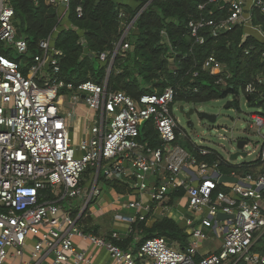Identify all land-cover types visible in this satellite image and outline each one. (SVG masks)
Segmentation results:
<instances>
[{"label":"built area","instance_id":"2783aa9c","mask_svg":"<svg viewBox=\"0 0 264 264\" xmlns=\"http://www.w3.org/2000/svg\"><path fill=\"white\" fill-rule=\"evenodd\" d=\"M49 2L65 4L66 11L69 9L70 0ZM209 5L227 14L217 19L205 15L191 18L188 27L196 43L205 42L204 29L218 37L239 25L257 29L264 36L252 15L254 8L264 13V0H205L198 8L205 10ZM76 12L81 16L82 7L78 6ZM14 15L11 0H0V48L23 55L28 51V41L17 36ZM125 17L120 11L122 35L116 47L98 54L107 66L101 83L64 78L61 62L65 53L53 43L52 33L39 41V52L25 62L27 73L11 55L0 52V264H92L87 249L78 248L77 238L94 248H103L113 264H264V254L254 250L256 243L264 239L263 109L258 107L250 114L251 126L262 139L257 156L247 164L248 171H240L245 162L229 166L231 158L226 160L213 146L190 140L195 147L191 153L175 145L182 130L174 113L173 86L162 93H144L137 99L124 91L108 90L114 59L129 48L125 39L133 23ZM252 48H246V54ZM203 68L216 75L217 84H227L222 76L225 64L214 53L207 57ZM263 88L261 71L242 88L245 103L249 105L247 95L256 100L264 98ZM68 92L72 93L71 100H83L90 112L91 134L79 144L81 155L70 136L71 112L64 113L59 106ZM233 101H240V92L233 94ZM147 123H153L163 147L140 141V130ZM245 140L243 150L247 155L255 154V149L246 150ZM126 159L134 168L136 188L148 192L164 215L171 193L181 189L185 190L189 211L199 213L208 208L202 220L204 227L215 228L219 213L231 215L221 248L198 257L197 241L179 249L165 237L154 236L136 248H124L118 243L123 241L118 232L111 237L86 232L81 221L91 200L100 196V189L94 182L86 192L84 173L90 166L101 167L106 161L104 174L123 180ZM222 166L232 170L223 173ZM156 172L165 173L160 183L149 180V175ZM64 198H82L84 203L74 212L76 206L61 204ZM127 207L134 213H117L115 217L131 225L145 221L153 211V206L141 200H132ZM187 222L193 220L187 218ZM193 236L198 240L207 237L201 227L194 228Z\"/></svg>","mask_w":264,"mask_h":264},{"label":"trees","instance_id":"16d2710c","mask_svg":"<svg viewBox=\"0 0 264 264\" xmlns=\"http://www.w3.org/2000/svg\"><path fill=\"white\" fill-rule=\"evenodd\" d=\"M204 1L70 0V25L60 29L53 41L65 53L61 62L64 78L75 82L94 80L101 83L104 80L107 66L99 60L98 54L116 47L122 35L119 13L124 11L126 21L135 19V22L125 39L129 48L114 59L107 80L108 90L124 91L137 99L144 93H162L166 87L173 86L174 104L178 101L204 103L239 93L257 73L264 71V36L259 32L249 35L246 33L248 27L239 25L218 37L204 29L205 42L196 43L188 27L191 18L205 15L217 19L227 14L226 10L214 11L212 5L200 10L198 6ZM11 3L15 9L17 36L24 37L29 47L27 53L16 57L3 47L0 52L11 55L27 73L25 62L33 59L39 52V41L49 36L60 22L58 8L49 0H11ZM78 6L82 7L81 16L76 12ZM252 15L254 24L261 26L264 32V13L254 8ZM250 46L253 48L246 54L245 49ZM212 53L225 64L222 74L225 86L217 84L216 75L203 68ZM194 72L198 74L195 76ZM247 99L249 106L261 107L264 111V98L256 100L247 95ZM235 105H239V101ZM140 131V141L153 147L161 145L153 123L143 125ZM184 145L189 148V143ZM139 227L145 233L142 241L161 236L178 241L183 249L188 247L186 229L172 218H164L149 228H144L142 223ZM130 240L118 243L125 248ZM255 250L264 253L262 246Z\"/></svg>","mask_w":264,"mask_h":264},{"label":"crops","instance_id":"0c3cea01","mask_svg":"<svg viewBox=\"0 0 264 264\" xmlns=\"http://www.w3.org/2000/svg\"><path fill=\"white\" fill-rule=\"evenodd\" d=\"M122 2H129V0H122ZM58 8L59 13V24L55 28V30L52 32V35H54V39L58 31L64 27H67L70 25L68 22V12L69 9L66 11L65 4L59 3L56 5ZM70 7V4H69ZM134 19L132 20V23ZM63 75V73H62ZM42 80H46V78H43ZM233 97V94H231ZM67 93L63 95L59 101V106L61 110L64 113L71 112L70 116V136L72 140L73 146L77 149V154L81 155V151L79 149V144L82 140L89 137L91 134V122H90V112L83 100H79L77 102L71 100ZM232 99V98H231ZM229 99V100H231ZM233 106V103H232ZM180 133L178 134V140L175 145H180L183 148H185L187 151L194 153L195 147L194 145L189 141V148L186 145H182L179 141ZM158 147H163L162 142L161 145ZM243 157V156H242ZM233 162L229 166H234L240 161H235L231 159ZM245 162L243 163L244 166L240 169V171H248L250 170V167L247 165L249 161H241ZM107 164L106 161H102L101 167L92 166L94 167V171L92 172L90 170V167L86 170L82 180L85 181L86 177L89 175H92L93 183L96 182L97 187L100 189V195L102 193L101 188L99 187V180L102 178L103 183L108 185L107 190L105 191L106 194H109L107 199L105 200V204H100L98 206H94L93 208H89V206L86 208L84 217L81 221L82 228L86 232H92L95 234H100L106 237H111L114 232L120 233V237L123 240L131 238V240L128 242L127 246L125 248H136L137 245H139L143 238H145L144 229L140 228L139 225L142 223L144 224V228H149L153 226L156 222L164 219V218H172L174 219L181 227L186 229L188 233V247L192 245L194 241H197V248H198V257L201 255L207 254L210 251H217L221 248L222 242H223V232L226 230L227 227V220L228 217L224 218H218L217 217V223L215 224V228H206L202 225L203 218L207 217V211L208 208L204 207L203 210L199 213H194L189 211L188 209V199L185 193L184 189H181L177 192H172L171 197L169 200V205L166 214L164 215L162 213L163 209L161 206H159L157 203L153 202L148 192L141 191L138 187L136 188L135 183V172L132 164L130 161H127V159L123 162L124 167V174H123V180L119 179H112L108 178L104 174V166ZM230 170V167L222 166L221 171L223 173H228ZM163 172H156L149 175L150 182H157L160 183L163 178L164 174ZM196 173L195 171L193 172ZM225 177V176H223ZM226 180V179H222ZM92 183V185H93ZM91 185V188H92ZM106 185V186H107ZM221 189H225L224 186H220ZM91 190V189H90ZM90 190H86V192H89ZM82 199V198H78ZM63 200V199H62ZM132 200H141L144 204H150L153 206V211L151 214L147 215V218L145 221L140 222L139 224H130L127 222L119 221L116 219L115 215L117 213H123V214H132L134 213L133 209H129L127 207V204ZM83 201V200H82ZM61 204L66 207L62 202ZM96 208V209H95ZM79 208L74 210V212H77ZM97 211L99 212V219H104L105 216H107L109 213H112L114 215L115 225L109 226L108 224L103 223L100 221L99 224L95 225L92 223V214ZM181 218L185 219V224H180ZM187 218H191L193 222L189 224L187 222ZM90 221V223H89ZM103 223V224H102ZM92 225L95 226L96 230L93 229ZM201 227L205 234L206 238H202L198 240L193 236V230L194 228ZM222 227V228H221ZM210 240V241H209ZM171 243L175 244L176 247L179 249H183L180 247V243L178 241H170ZM209 243L207 246L206 243ZM264 242V239H261L256 243L254 246V250L258 246L264 247L262 245ZM76 243L79 249H87L88 254L92 256V264H113L112 260L110 259V255L105 251L103 248H94L93 246L89 245V243L84 242L80 238L76 239ZM258 251L262 254L263 252L259 250Z\"/></svg>","mask_w":264,"mask_h":264},{"label":"rangeland","instance_id":"374dc122","mask_svg":"<svg viewBox=\"0 0 264 264\" xmlns=\"http://www.w3.org/2000/svg\"><path fill=\"white\" fill-rule=\"evenodd\" d=\"M248 28L247 34H256L259 32L257 29ZM14 54V57L18 56L15 50H11ZM240 92V101L239 105L232 107H225L227 100L231 99L232 96L229 94L226 98L212 99L204 103H187L185 101H178L174 104V113L175 116L179 119V126L181 127V133L179 136V141L182 145L185 142L194 141L197 145L203 146H213L215 149L224 157L226 160H229L231 154L237 150L238 139H247L248 147L246 150L253 151L256 150V153L253 155H247L245 157L238 156L235 161H249L254 159L257 156V151L259 149V143L261 142L262 137L257 132L256 127L251 126L252 120L250 114L254 111H258V107L249 106L245 103V98ZM68 95L71 96L72 93L68 92ZM183 105L186 110L194 108L195 112L187 118L184 112L180 111L179 107ZM206 111L208 113L217 114V119L215 122H210L207 119L201 116V112ZM224 128L226 130H224ZM90 170L93 172L94 167H90ZM103 178V177H102ZM102 178L99 180V187L102 190V193L99 197H95L91 200L89 208L98 206L100 204H105V200L109 196L105 191L107 190L108 185L106 186L103 183ZM84 179V177H83ZM93 183L92 175L86 177L83 181V187L85 190H90ZM65 206L69 207H82V199H73L64 198L61 201ZM97 208V207H96ZM95 208V209H96ZM99 212L95 211L92 214V223L97 225L102 221L109 226L115 225L114 215L109 213L105 218L99 219ZM90 223V221H89ZM102 223V224H103ZM180 224H185V219L181 218ZM93 229L96 230L95 226L92 225ZM210 241V240H209ZM210 242L206 243L208 246ZM264 245V242L263 244ZM28 254L26 255L27 258Z\"/></svg>","mask_w":264,"mask_h":264},{"label":"water","instance_id":"95a60500","mask_svg":"<svg viewBox=\"0 0 264 264\" xmlns=\"http://www.w3.org/2000/svg\"><path fill=\"white\" fill-rule=\"evenodd\" d=\"M135 21V19H134ZM133 21V22H134ZM225 107H232V102L231 100H227L226 104H225ZM180 111L184 112L185 115L187 116V118H190V116L195 112V109L194 108H190L189 110H186V108L181 105L179 107ZM201 116L205 119H207L208 121L210 122H215L216 119H217V114L215 113H208L206 111H202L201 112ZM246 144V140L245 139H239L237 140V150L231 154V159L235 160L236 158H238V156H247V152L245 150H243L244 148V145ZM222 179H225V177H222ZM234 180V179H233ZM224 217H232L231 215H228V214H224V213H219L218 214V218H224Z\"/></svg>","mask_w":264,"mask_h":264}]
</instances>
